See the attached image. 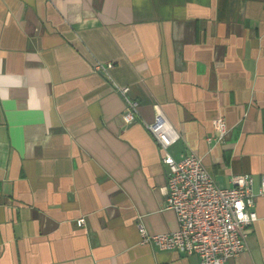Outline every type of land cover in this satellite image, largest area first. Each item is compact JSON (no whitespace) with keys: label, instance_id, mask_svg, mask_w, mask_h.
Wrapping results in <instances>:
<instances>
[{"label":"crops","instance_id":"obj_1","mask_svg":"<svg viewBox=\"0 0 264 264\" xmlns=\"http://www.w3.org/2000/svg\"><path fill=\"white\" fill-rule=\"evenodd\" d=\"M155 108L174 159L251 175L257 219L225 264H264V0H0V264H199L138 231L177 229Z\"/></svg>","mask_w":264,"mask_h":264},{"label":"built area","instance_id":"obj_2","mask_svg":"<svg viewBox=\"0 0 264 264\" xmlns=\"http://www.w3.org/2000/svg\"><path fill=\"white\" fill-rule=\"evenodd\" d=\"M111 63L94 62V69L106 72ZM127 102L122 116L126 123L135 119L137 103L128 98V87H115ZM146 128L163 151L166 185L163 205L174 211L177 229L169 233L149 234L138 225L143 243L159 249H171L185 256L196 255L199 264H225L227 259L241 253L249 226L257 219L254 209L252 178L248 174L233 175L230 187L219 186L209 174L200 157L194 153L174 159L167 151L179 138L176 129L158 108ZM214 135L208 141H224L227 127L223 117L213 120ZM264 193V175L261 178ZM84 217L76 220L78 227Z\"/></svg>","mask_w":264,"mask_h":264}]
</instances>
